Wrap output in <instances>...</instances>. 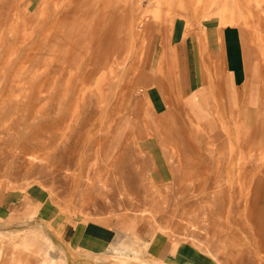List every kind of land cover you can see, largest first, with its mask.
<instances>
[{"label": "rangeland", "instance_id": "1", "mask_svg": "<svg viewBox=\"0 0 264 264\" xmlns=\"http://www.w3.org/2000/svg\"><path fill=\"white\" fill-rule=\"evenodd\" d=\"M217 28L264 69V0H0V264H264V112L186 102Z\"/></svg>", "mask_w": 264, "mask_h": 264}, {"label": "crops", "instance_id": "2", "mask_svg": "<svg viewBox=\"0 0 264 264\" xmlns=\"http://www.w3.org/2000/svg\"><path fill=\"white\" fill-rule=\"evenodd\" d=\"M218 32L220 31L217 28L207 34L209 52L204 59L208 60L210 66L208 63L206 66L199 65L197 72L191 71V66L188 68L190 94L186 97V102L194 114H196L194 108L204 109V111L201 109V115H196L211 130L219 123V117H226L238 118V122L246 123V127L249 128L245 127V130L250 133L255 131L259 124V116L264 112L263 62L259 60L260 58L251 63L245 59L246 57L241 59L240 51L235 45L232 46V51H229V56H226L224 41H219ZM195 75L199 76L197 83L192 77ZM192 85L195 87L191 88ZM198 93L201 107L194 101L191 102V98Z\"/></svg>", "mask_w": 264, "mask_h": 264}, {"label": "bare ground", "instance_id": "3", "mask_svg": "<svg viewBox=\"0 0 264 264\" xmlns=\"http://www.w3.org/2000/svg\"><path fill=\"white\" fill-rule=\"evenodd\" d=\"M125 2H128L129 0H124ZM122 2V1H121Z\"/></svg>", "mask_w": 264, "mask_h": 264}]
</instances>
